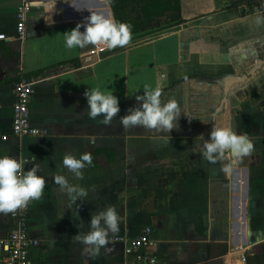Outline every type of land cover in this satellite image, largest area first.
I'll return each mask as SVG.
<instances>
[{"label": "crops", "instance_id": "crops-1", "mask_svg": "<svg viewBox=\"0 0 264 264\" xmlns=\"http://www.w3.org/2000/svg\"><path fill=\"white\" fill-rule=\"evenodd\" d=\"M19 1L0 0V34L9 38L0 39V156L29 158L25 170L38 163L46 177L44 195L30 203L29 233L39 241L30 263L138 264L127 249L149 228L143 251L159 264H264V25L254 23L264 0H181L183 22L112 50H68L64 41L91 11L115 17L108 0H32L23 40ZM22 77L35 82L37 136L12 134L14 87ZM158 82L162 102L180 107L178 127L167 134L122 127L119 118L139 106L135 96ZM88 88L118 97L110 125L88 118ZM213 123L254 143L229 173L222 170L227 160L209 164L192 151ZM86 151L93 163L72 182L89 196L70 209L52 177H70L60 167L64 155ZM109 205L125 217L109 236L112 251L86 258L73 236ZM13 228L11 213L0 214V236ZM7 253L0 247V264Z\"/></svg>", "mask_w": 264, "mask_h": 264}, {"label": "clouds", "instance_id": "clouds-1", "mask_svg": "<svg viewBox=\"0 0 264 264\" xmlns=\"http://www.w3.org/2000/svg\"><path fill=\"white\" fill-rule=\"evenodd\" d=\"M67 2L71 3L70 0ZM254 23L258 26L264 25V15H257ZM131 39L129 24L93 11L75 28L64 33L65 47L68 50L83 49L88 45L103 46L108 50L124 48ZM143 88L144 94L135 96L139 106L130 108L127 115L119 118L121 126L125 129L140 126L154 129L162 134L170 133L173 128L178 127V119L181 115L178 103L175 100L162 102L159 82L155 88L149 84H145ZM84 95L87 98L88 118L96 120L99 117L100 123L110 125L120 111L118 97L113 92L102 91L99 88H88ZM191 118L193 117H189ZM202 141L195 145L192 151L198 153L209 164L227 160L228 163L222 168L225 173L231 172L234 166L254 151L253 141L245 133H238L229 124L216 126L213 123L209 138ZM35 160L36 157L32 155L31 161ZM29 162V158L0 156V214H15L17 210L26 208L31 202L40 200L44 195L46 177L41 174V165L34 163L30 169L25 170V165ZM92 163L91 151L82 152L79 156L71 153L64 155L60 167L67 169L71 178L66 174H55L52 179L58 186L59 193L67 198V208L71 209L74 205L78 208V200L88 199L89 190L72 181H82L84 170ZM75 219H80L78 210H75ZM124 220L125 217L117 208L109 205L92 214L88 230L78 231L73 236V240L83 245L82 254L86 258L94 259L100 255L102 249L105 252L112 251L109 245L113 241L109 236L120 232ZM83 226L81 220L77 227L82 229Z\"/></svg>", "mask_w": 264, "mask_h": 264}, {"label": "built area", "instance_id": "built-area-1", "mask_svg": "<svg viewBox=\"0 0 264 264\" xmlns=\"http://www.w3.org/2000/svg\"><path fill=\"white\" fill-rule=\"evenodd\" d=\"M32 0H20L17 9V38L23 40L26 34L27 18L32 11ZM0 39H9L6 34H0ZM34 81L22 77L15 83L12 134L17 137L37 136L41 130L33 123L31 115V102L34 93ZM14 228L4 237L0 236V247L7 250V255L1 264H31L30 249L39 244L36 238L29 233L30 204L11 213ZM151 229L147 228L127 249V253L134 254L138 264H159L155 255L143 251L150 243Z\"/></svg>", "mask_w": 264, "mask_h": 264}, {"label": "trees", "instance_id": "trees-1", "mask_svg": "<svg viewBox=\"0 0 264 264\" xmlns=\"http://www.w3.org/2000/svg\"><path fill=\"white\" fill-rule=\"evenodd\" d=\"M119 22L131 26L132 39L183 22L181 0H108Z\"/></svg>", "mask_w": 264, "mask_h": 264}]
</instances>
